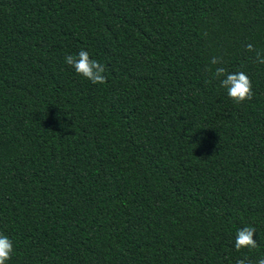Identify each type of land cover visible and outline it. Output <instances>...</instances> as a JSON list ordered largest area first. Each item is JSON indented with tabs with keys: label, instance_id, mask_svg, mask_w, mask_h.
<instances>
[{
	"label": "trees",
	"instance_id": "1",
	"mask_svg": "<svg viewBox=\"0 0 264 264\" xmlns=\"http://www.w3.org/2000/svg\"><path fill=\"white\" fill-rule=\"evenodd\" d=\"M264 0H0L5 264L264 257ZM105 66L93 84L65 63ZM244 71L237 105L206 70ZM211 80V82H206ZM256 228L258 247L236 252Z\"/></svg>",
	"mask_w": 264,
	"mask_h": 264
},
{
	"label": "clouds",
	"instance_id": "2",
	"mask_svg": "<svg viewBox=\"0 0 264 264\" xmlns=\"http://www.w3.org/2000/svg\"><path fill=\"white\" fill-rule=\"evenodd\" d=\"M246 51L253 53L256 62L264 64V55L261 54L252 44L246 45ZM65 63L69 65L77 75L90 81L93 84H104L107 82L105 73V66L95 59H91L89 52L80 50L76 55H67ZM212 65H220L206 69L211 78L219 81V86L226 90L228 98L235 104L240 105L245 101L253 99L254 92L252 89V81L244 71L228 72L223 67V59L221 57H213L211 60ZM211 82V80L206 81ZM256 233V228L246 226L238 229L234 240V249L236 252L243 250H252L258 247L257 241L253 238ZM13 252V243L11 239L3 234H0V264H5L6 261L11 259ZM236 264H264V257L256 261H252L247 256L237 259Z\"/></svg>",
	"mask_w": 264,
	"mask_h": 264
}]
</instances>
